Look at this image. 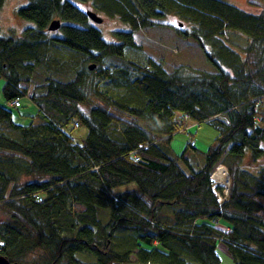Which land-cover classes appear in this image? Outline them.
I'll return each mask as SVG.
<instances>
[{
	"label": "trees",
	"instance_id": "16d2710c",
	"mask_svg": "<svg viewBox=\"0 0 264 264\" xmlns=\"http://www.w3.org/2000/svg\"><path fill=\"white\" fill-rule=\"evenodd\" d=\"M78 1L82 9L27 0L17 15L34 27L0 34V211L8 217L0 256L12 264L30 255L31 264H84L83 253L96 264H221L223 245L234 264H264V167L255 166L264 157V0H248L259 15L223 0ZM89 11L129 31L107 43ZM167 16L188 25L177 33L204 51L214 73L168 71L140 54L136 34ZM55 21L60 30L49 32ZM227 34L247 38L242 55ZM25 97L37 114L22 126L9 104ZM76 124L88 129L81 143ZM202 125L216 132L206 152L190 139L176 155L175 136ZM220 164L226 196L211 181Z\"/></svg>",
	"mask_w": 264,
	"mask_h": 264
},
{
	"label": "rangeland",
	"instance_id": "374dc122",
	"mask_svg": "<svg viewBox=\"0 0 264 264\" xmlns=\"http://www.w3.org/2000/svg\"><path fill=\"white\" fill-rule=\"evenodd\" d=\"M74 5L82 9V2L78 0H67ZM224 2L237 7L249 14L259 15L263 8H256L248 3V0H223ZM27 0H6L2 9L0 10V34L4 37H10L12 35L20 37L22 32L27 28H33L34 24L29 21L22 20L18 17L17 11L27 4ZM85 9V8H83ZM86 10V9H85ZM87 10L92 11L91 8ZM99 17L104 18V22L101 25H97V29L101 32L103 39L107 43L117 44L118 41L114 35L116 31H129L128 26L122 24L118 19L106 18L102 14H97ZM188 28L187 24L178 22V19L167 16L158 22L151 28L141 30L136 34L137 43L142 47L141 55L145 58H151L163 65V67L172 71L177 67L183 66L193 71L203 73H214L215 69L212 64L207 60L204 51L192 40H186L179 36L178 29ZM54 34V33H53ZM225 41L230 44L234 51L242 55L243 49L246 47L247 38L240 34H227ZM208 52L211 51L209 45H206ZM93 65V64H91ZM4 80L0 81V108L7 107L3 96ZM21 108H11L14 121L18 125L27 126L37 114L36 107L25 97L20 100ZM20 107V106H19ZM82 111L87 115L88 111L82 108ZM194 126H191V128ZM190 134H179L175 136L173 140V149L176 155H180L190 139H194L197 143L198 153L206 152L207 148L212 144L216 137V132L206 125L201 127H195L190 130ZM88 136V129L81 127L74 130L72 137L78 143H81ZM264 148V146H263ZM247 160V159H245ZM256 167H264V157L258 159L255 162ZM224 169V170H223ZM221 173L223 177H217ZM213 180L218 187L222 186L226 189L230 187V178L226 167L222 164L218 165L215 173L213 174ZM135 187L122 189L123 191L134 190ZM121 190V191H122ZM229 191V190H228ZM75 211H79L78 208H73ZM171 211L165 210V215H170ZM8 220L7 215L0 211V225L6 223ZM218 255L221 260V264H234L230 255L227 253L223 245L218 246ZM34 259L33 255L27 257L25 263L31 264ZM78 259L84 264H96L95 258L87 253L79 254ZM133 261L135 259L133 258ZM120 264V263H117ZM128 264H138L131 262Z\"/></svg>",
	"mask_w": 264,
	"mask_h": 264
},
{
	"label": "water",
	"instance_id": "95a60500",
	"mask_svg": "<svg viewBox=\"0 0 264 264\" xmlns=\"http://www.w3.org/2000/svg\"><path fill=\"white\" fill-rule=\"evenodd\" d=\"M88 18L96 25H101L103 23V19H101L96 13L93 12H87L86 13ZM61 28V21H55L53 22L48 31L49 32H57ZM93 69V68H92ZM0 264H12L7 259L0 256Z\"/></svg>",
	"mask_w": 264,
	"mask_h": 264
},
{
	"label": "built area",
	"instance_id": "2783aa9c",
	"mask_svg": "<svg viewBox=\"0 0 264 264\" xmlns=\"http://www.w3.org/2000/svg\"><path fill=\"white\" fill-rule=\"evenodd\" d=\"M9 106L12 107V108H19V106H20V102H19L18 100H15V101L11 102V103L9 104ZM78 128H79V125L76 124V125H75V129H78ZM191 145L193 146L194 143H192ZM223 170H224V169H223ZM211 181H212V183H213V185H214V188H217L218 186H217L216 183L214 182L213 177L211 178ZM222 189H223V194H224V196H226V195L228 194V190H229V188L227 189V191H224L225 188L222 186ZM225 190H226V189H225ZM214 192H215V195L218 197V201L221 202V201L223 200L222 196H221L219 193H217L216 191H214ZM39 199L41 200L40 197H39ZM230 233H231L230 228H226V229H225V234H230Z\"/></svg>",
	"mask_w": 264,
	"mask_h": 264
},
{
	"label": "bare ground",
	"instance_id": "6f19581e",
	"mask_svg": "<svg viewBox=\"0 0 264 264\" xmlns=\"http://www.w3.org/2000/svg\"><path fill=\"white\" fill-rule=\"evenodd\" d=\"M221 176L223 177V175H222L221 173H219V174L217 175V177H221Z\"/></svg>",
	"mask_w": 264,
	"mask_h": 264
},
{
	"label": "crops",
	"instance_id": "0c3cea01",
	"mask_svg": "<svg viewBox=\"0 0 264 264\" xmlns=\"http://www.w3.org/2000/svg\"><path fill=\"white\" fill-rule=\"evenodd\" d=\"M197 146V145H196Z\"/></svg>",
	"mask_w": 264,
	"mask_h": 264
}]
</instances>
